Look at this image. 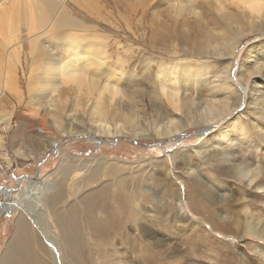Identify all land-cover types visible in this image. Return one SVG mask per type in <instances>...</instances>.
<instances>
[{
    "label": "rangeland",
    "instance_id": "rangeland-1",
    "mask_svg": "<svg viewBox=\"0 0 264 264\" xmlns=\"http://www.w3.org/2000/svg\"><path fill=\"white\" fill-rule=\"evenodd\" d=\"M15 1L0 0V10L15 9ZM61 1L65 2L69 18L81 23L77 33L83 37L81 58L99 63L97 70L96 66L87 67L86 80L92 78L104 86L109 76L110 85L118 87L117 93H104L99 105L108 108L102 116L108 129L121 134L97 135L104 127L92 114L97 92H90L86 86L53 75L50 79L56 85L52 90H56L37 91L47 78L41 75L42 62L35 61L27 45L33 38L28 39L30 35L22 28L7 48L0 47L3 58L9 50L17 52L15 64L11 65L13 71L7 72L11 87L0 93V201L14 197L20 190L27 191L32 185L20 183L24 178L36 180L35 184L52 172L53 177L60 178L54 172L61 160L63 164L84 163L86 173H77L71 187L77 183L84 188L103 184L115 190L123 185L134 201L137 216L126 227L117 226L110 231L105 237V248L97 255L100 260L109 257L123 233L129 237L127 264H264V117L260 120L258 116L264 115V98L263 91L252 86L264 83V77H250L259 65L254 64V58L264 61L256 48V44L264 43V0H252L261 5L259 13L250 10L244 0H198L196 15L175 13L180 4L188 5L185 0L172 1L173 5L168 0ZM38 2L33 9L34 21L38 22L42 15L49 25L50 10L54 11L58 0ZM20 21L17 26L22 24ZM58 31L62 35L71 32ZM44 45L54 47L53 42ZM92 48L100 54L89 53ZM50 52L57 64L73 62L71 57L65 55L62 60L56 55L58 48ZM1 59L2 80L6 70ZM175 67L178 71L171 76ZM201 67L209 72L198 77ZM184 68L195 76L193 81H184ZM173 80L177 82L176 89L170 91L168 87L175 84H164L163 96L155 103L151 92L157 84L159 87ZM171 92L176 94L173 102L178 110L166 98ZM215 104L223 109V116L209 122ZM160 112L165 119L159 116ZM231 120L240 125L242 136L228 144L222 136ZM168 121H178L176 133L157 137V129H165ZM39 127L47 132L43 137L38 135ZM206 128L210 130L204 135L194 134ZM185 134L176 145H156ZM89 136L105 141L96 145L98 140L90 142ZM116 138L115 145L107 143ZM54 140L57 151L55 146L50 148ZM231 154L230 160L224 157ZM100 164L98 180L87 182V176ZM185 181L195 184L192 186L200 200L197 216L187 209L182 183ZM14 216L11 212L0 215V252L10 235ZM86 233L90 240L87 229Z\"/></svg>",
    "mask_w": 264,
    "mask_h": 264
},
{
    "label": "bare ground",
    "instance_id": "bare-ground-1",
    "mask_svg": "<svg viewBox=\"0 0 264 264\" xmlns=\"http://www.w3.org/2000/svg\"><path fill=\"white\" fill-rule=\"evenodd\" d=\"M168 1H170L172 5L178 2V0H168ZM172 1L174 2L176 1V2L172 3ZM197 1L198 0H185L184 2H186L188 5L180 4L179 7L175 8L177 9V12L175 13H177L178 15V14H182L183 12L185 13L188 12L190 14L196 15L195 4ZM244 1L245 2L243 3H246V2L249 3L250 10L256 13L260 12V9H261L260 4L253 3L252 0H244ZM39 3L40 2H38V0H16L12 4V5H16L15 9H12L11 11H7L5 9L0 10V37H1L0 47L7 48V46L18 37L17 33L19 31H22V28H23L24 31L27 33V35H30L28 39L33 38L29 40L27 45L31 49L32 55L34 54L33 57L35 61L42 62L40 64V67L42 68L41 75L47 78L44 81L41 80L42 78L40 79L42 82L39 84L40 86L39 88H37L38 90L37 89L36 90L39 92H44L46 90L49 91L50 89L51 91L49 92H54L56 89L52 90V88H54L56 84L50 79L52 78L53 75H56L58 78L60 76V79L64 78V80L66 81H73L80 87L86 86L90 92L92 93L93 91L97 92L96 107L92 111V114L95 115L98 118L99 122L102 123L104 126L102 127L103 129L101 131L98 128L99 134L100 135L106 134L110 136L121 134V131L119 130L117 131L113 129V131L111 132L108 129L109 125L105 124L107 120L105 122H103L102 120L103 112L104 111L106 112L108 108L106 107V109H104L103 106L99 105L101 101H104L103 100L104 98L102 96L104 93L107 92V94L109 95L113 93H117L119 91L118 87L114 84L113 86L110 85L109 79L111 77L109 76L107 78L108 80L106 79V84L104 86H102V84L99 83L98 80L97 81L95 79L92 80L91 77H90L91 78L90 81L86 80L85 75L86 76L88 75L86 74L87 67H89L90 65L92 66V68L93 66L94 67L96 66L97 68L94 70H97L99 69V65H98L99 63L98 62L94 63L93 60L91 61L88 58H86L85 60L83 59L84 57L81 58V55H83L82 54L83 48L81 49L80 40L82 41L83 37H80V35H77L78 31L81 30V23L77 19L69 18L70 17V15L68 16L69 11L68 12L66 11L67 8L66 6H64L65 2L64 1L62 2L61 0H58V3H57L58 5H56L55 3L54 11L50 10L52 18L49 19L50 20L49 25H48V20L44 18V16L42 15L39 16V21L36 22L34 21L33 9L35 6H38ZM29 6H32V7H29ZM16 10L17 12H15ZM134 11L135 10H133V12ZM22 13L25 14L26 18L23 17L24 14L22 15ZM20 20H23V22H21ZM18 21H20L23 25L20 24L19 26L18 24L17 26L16 22ZM47 27H50L48 31L44 32L41 30ZM58 29L59 30H70L71 32L67 35H64V34L62 35L60 34L61 31H58ZM37 30L38 32H36ZM40 31H42L41 34L37 35L36 33H39ZM47 33H50V34L46 36ZM41 37H44V40L46 39L47 40L44 42H41V39H40ZM46 42L47 43L53 42L54 47L49 46V45H44ZM256 45H257L256 48L260 50V54L264 57V53H263L264 43H258ZM89 47H92V46H89ZM232 47L233 45H230V49ZM56 48H58L59 50V52L56 55H59L60 57H62V60L64 56L66 55L67 57H71L73 59V62L71 63L62 62V63L57 64L56 63L57 59H53V57H55L54 53L50 52L51 49L55 50ZM88 50L90 51L89 53L94 54V55L99 52L97 49L94 52L93 48L88 49ZM16 53L14 51L10 52L9 50L8 52H6L5 55L3 54L5 58L1 57V54H0V57L3 58V60L1 58L0 59L3 61L2 63H4L3 65L4 67L3 66L2 67L6 70V73L2 76V80L0 79V93L5 92L6 90L9 89V87H11L12 80L10 79V77L9 78L7 77V72L11 74L13 71V67L11 65L15 64V60L17 59ZM91 54L89 55L90 58H91ZM99 56L100 55H98L97 58ZM255 58H254V61H255L254 64L256 65L257 63H259V65L254 68L255 71L252 69L253 71L250 74V77H254V78L258 76L264 77V61L259 62L257 58L256 59ZM81 59H83L85 63L82 64ZM102 66L103 65H101V67ZM119 69H121V67ZM175 69L176 67L172 68L171 76L175 75L174 74ZM94 70L92 72H94ZM163 71L159 70V73ZM187 71H188V68H184L183 72H181V75L185 74L183 77L185 82H191L193 81V78L195 76H191L189 73H187ZM248 71L250 72L251 70L249 69ZM198 72L200 74L196 76L203 77L205 74H208L209 71L207 72V68L201 67L198 69ZM93 76L97 78L96 75H93ZM87 79H88V76H87ZM164 84H175L173 86L168 85L170 91H174L176 89V86H178L176 85L177 82H175L174 80L169 81V82H164L163 84H159V87L157 84L155 89L151 92L153 101L155 103L159 102L161 99L160 97L163 96L162 94L164 91L163 88L166 87L164 86ZM252 86L253 87L258 86L255 88H258L259 91H263L262 96L264 98V83L261 84L260 82L259 84H256V85L252 84ZM256 90L257 89H255V91ZM257 93L259 92L257 91ZM175 95H176L175 92L174 93L171 92L170 94L166 95V98L174 106V108L177 109L176 108L178 106L177 103L174 104L173 102V97ZM256 97H253V100L257 99ZM48 102H51V99H48ZM223 103L225 104V102ZM215 105H213L214 107H212V109L210 110L211 118L209 119V122L216 120L217 118L219 119V117L223 114V109H221L219 105H216V106ZM224 112H226V110ZM262 114L258 115L259 119L261 117L262 118L264 117V115ZM159 116L165 119L164 114L162 115L161 112ZM202 116H203V112H202ZM168 122L165 124L166 125L164 127L165 129H161V130L160 128L157 129L155 133L157 137L167 136L169 134L176 133V131L178 130L177 129L178 121H176V124H173V122L171 121H168ZM226 126L228 127V131L226 133L225 132L223 133V136H222L223 142H226L228 144L235 143L236 141H238L239 137L242 136V132L239 133L240 128L238 126L240 125H238V123L236 125L235 122L231 120L226 124ZM38 129H39L38 135L40 137H43V135L47 134L44 128L39 127ZM96 140L97 139L93 137L88 138V141L90 142H94ZM205 143H202V144H205ZM215 143H218L217 140L215 141ZM53 146H55L56 148L55 150L57 151L58 145L55 140L51 142L50 148H52ZM213 146H214V143H213ZM246 155H247V152H246ZM224 157L230 160L231 159L230 157H233V156L231 154L229 156H224ZM241 158H244V157H241ZM99 160L101 161V159ZM84 165L87 166L86 164L84 163L80 164L79 162H75L72 164H63V161L61 160L58 163L56 171L54 172V173L60 174L61 175L60 178L56 176L53 177V172L52 173L50 172L51 174L47 175L41 182H38L37 184H35L36 180L32 178L29 179L27 177V178L22 179V182H20L23 184L32 185L27 188V191L20 190L19 192H17V194L14 197L12 196L10 197L9 194L7 193L3 194L4 196L8 195V197L10 198L5 201H0V215L5 214L6 212H11L15 216L12 221V228L10 231V235L8 239L6 240L0 252V264H127L125 255H127L128 249H129L128 248L129 237L124 235L123 233L120 234V240L118 244L121 246L120 247L118 245H117L118 247L113 246L112 253L108 254L109 257L106 260H100L97 255L99 252L103 250V248H105V244H104L106 242L105 237L109 235L111 230L115 229V227L117 226H119L120 228H124L129 224V221L131 219L133 220L136 219L137 216L132 206L133 200L131 201L129 192L127 191V188L123 185L117 187L115 190H112L109 187V185L102 186L103 184L96 186L97 188L96 187L84 188L83 186L78 185V183L75 181V183L77 184L72 185L71 187V184H73L71 181L75 180V177L78 176L77 173L79 174L86 173V171L83 170ZM101 167L102 165L100 164V165H96L94 169L92 168L93 170L89 174V176H87L86 181L94 182L96 181V179L98 180L97 177L101 174L100 173ZM234 167L239 168V166H234ZM236 176L238 175L236 174ZM24 180H26L27 182H24ZM67 183H70V188L67 187L68 186ZM182 183L185 186V200L188 205L187 209L189 210L190 213H193V215L197 216L200 211V204H199L200 200L198 199L194 191L196 189L192 186L195 184L191 183L192 185H189L187 184L186 181L185 183L184 182ZM262 188L264 189V186ZM27 193L29 197L26 195ZM178 200H179L180 206L183 205V208H185L182 200L180 199ZM86 229L89 233L90 240H88L86 237L87 236ZM191 241H194V240H191ZM121 247L124 249L121 250L122 249ZM118 248L120 250H118ZM92 250H94V253L91 252ZM146 262L151 263V259H147Z\"/></svg>",
    "mask_w": 264,
    "mask_h": 264
},
{
    "label": "water",
    "instance_id": "water-1",
    "mask_svg": "<svg viewBox=\"0 0 264 264\" xmlns=\"http://www.w3.org/2000/svg\"><path fill=\"white\" fill-rule=\"evenodd\" d=\"M209 130H210V128H206V129L200 130V131H198V132H195L194 134H195V135L200 134V135H198V136H201V135H204V134H205L206 132H208ZM97 135H100V134H97ZM186 135H187V134H185V135H178V136H176V137H174V138L160 141V142L156 143V145L162 146V145L165 144L166 142H174L173 145H176V144H177L176 142L180 141V139H181L182 137H185ZM90 137H91V136H89V138H90ZM94 138H95V137H94ZM97 140H98L99 143L96 144V145H99V144L103 143V141H105L103 138H98ZM117 140H118V139L116 138V139H114L112 142H107V143H108L109 145H115V143H116ZM127 142L132 143V141H129V140H128ZM15 189H16V190L18 189V185H15Z\"/></svg>",
    "mask_w": 264,
    "mask_h": 264
}]
</instances>
